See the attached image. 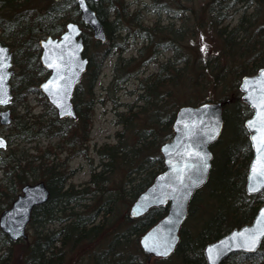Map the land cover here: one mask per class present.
<instances>
[{
    "label": "trees",
    "instance_id": "1",
    "mask_svg": "<svg viewBox=\"0 0 264 264\" xmlns=\"http://www.w3.org/2000/svg\"><path fill=\"white\" fill-rule=\"evenodd\" d=\"M201 1L208 15L207 22L200 27L206 26L215 30L219 40L215 56L197 54L192 57L189 52L184 51L183 41L189 34L190 37L195 36L196 30L182 21L183 18H180L178 25L173 22L145 24L140 13L142 8L155 9L159 13L164 10L171 11L168 0L143 2L139 6L141 9L136 8L132 12L127 0H89V4L96 10L104 25L108 41L104 44L95 40L92 30L84 26L86 54L90 61L74 95L79 117L77 120L70 118L59 120L55 108L50 106L53 113L51 118L44 120L45 113L32 114L34 121L31 122V110L27 105L28 96L31 93L42 95L39 84L48 74L39 59L40 39L47 34H60L69 20L80 21V11L76 0H50L42 4L35 3V0H0V40L12 47L14 63L18 68L11 80L14 92L13 109L18 105L26 106L25 111L17 114L10 126L3 127L13 129L8 137V147L12 144L13 137L28 139V136L37 135L44 130L58 137L53 145L46 146L44 150L36 147L34 154L29 152L27 154L25 150L17 151V148L10 146L8 156L2 158L4 179L9 182L4 184L2 192L5 194L7 191L9 200L0 207V213L20 192V189L15 187L17 181L22 182L23 186L29 180L35 182L42 180L41 177L44 176V181L50 189L49 200L35 207L32 212L30 226L35 229V233L32 241L25 245L24 264H66L68 253L77 245L85 240L94 241L99 237L104 222H96L98 216L101 213L106 216L114 214L115 199L118 195H114V192L107 195L106 185L118 168L123 165L129 168L126 184L133 198H136L152 182L154 176L164 169L159 147L172 136L171 125L177 107L185 103L198 104L213 100L199 93L190 95L185 100L173 95L172 107L167 111L165 109V114V111L161 110L162 106L168 104L171 91L180 86L178 82L183 81L185 76L190 84L193 81L204 82V78L205 83L208 80L211 81L209 83L226 81L230 83L229 87L234 88L238 94L235 93L234 97L222 95L217 100L230 98L231 102L239 103L236 115L239 128L245 135V143L236 145L235 137L232 136L226 142L225 149L223 148L221 152L219 149L214 150L215 146L218 148L221 142L224 143L223 132L220 139L213 144L214 159L209 180L196 193L207 187L211 199H215V210L209 218L203 220L201 228L194 235L186 234L185 226L182 227L181 239L173 256L181 254L184 264H206L204 246L232 228L251 222L258 208L264 204V190L258 194H248L245 189L246 175L252 157L249 136L245 133L247 132L245 120L252 114V109L242 101L239 88L243 76L253 74L264 66V23L258 24L261 19L258 10L253 9L251 12L249 10L251 7L262 5L264 0ZM239 7H243V11L236 23L226 22V13ZM122 38L123 43L119 42ZM136 38L144 41L142 46L145 48H139L138 56L123 59L121 54L128 46L129 39ZM92 42L93 46L90 45ZM159 47L171 49L172 56L165 61H158L155 57ZM113 48L117 50L118 57L109 88L138 75L137 71L132 72L130 68L135 61L147 65L156 59L158 69L139 78L138 94L135 101L128 104L129 114L118 112L117 123L122 124L123 130L116 133L115 141H105L96 147L100 159L97 164L99 170L92 171L86 186L76 188L68 183L72 171L66 170L65 162H61L58 153L67 149L75 151L76 147L87 153L86 143L90 137L95 106L94 88L101 66ZM147 48L152 49L151 58L145 57ZM188 48L192 49V46L189 45ZM234 61L237 63L232 65ZM222 75L226 77L223 78ZM82 84L86 87L88 95L86 100H82L83 98L78 95ZM230 88L225 89L230 92ZM44 101L47 102L45 98ZM227 116L224 110L225 126L227 120H230ZM142 117L146 121V128L137 127ZM37 121L46 122L38 126ZM36 128H39V131L35 130ZM129 131L131 135L137 137L133 143L128 141L126 133ZM17 154L21 156L18 157ZM142 170H146V173L141 178L131 177ZM92 207L93 209H90ZM166 211L167 208L164 206L152 208L133 226L126 229L125 235L121 238L117 236L116 241H112L106 250L95 251L89 258L91 264H146L147 260L141 249L138 253L130 254L114 250L118 245L121 248L125 241L127 245L128 234L145 230ZM127 218L134 220L128 214ZM54 221L60 223L58 229L38 230L43 224ZM122 237H125L124 242ZM17 242L19 241L10 239L0 229V264H11L13 247ZM111 247H115L114 250H110ZM222 264H264V239L256 253L251 255L235 253Z\"/></svg>",
    "mask_w": 264,
    "mask_h": 264
},
{
    "label": "water",
    "instance_id": "2",
    "mask_svg": "<svg viewBox=\"0 0 264 264\" xmlns=\"http://www.w3.org/2000/svg\"><path fill=\"white\" fill-rule=\"evenodd\" d=\"M77 4L82 23L92 29L96 40L106 42L107 33L104 25L88 0H84V8L80 7L78 0ZM93 20L95 23L92 22ZM69 25L74 27L69 28ZM82 33L83 28L78 22L68 21L60 35L49 34L40 41V62L43 67L49 70L47 78L40 84V90L56 108L59 119L70 117L76 120L78 118L73 96L89 63L88 56L84 54L86 45ZM65 36L68 37L67 40H65ZM0 49L5 50L6 54L2 59L3 63L7 65L3 69L4 83L0 86V100L6 101L0 103V123L9 125L13 121L12 109L9 105L13 97L10 79L15 73L14 53L9 45L1 41ZM49 62L60 64L59 74L55 68L48 67ZM49 81L52 83L46 90L43 85L48 84ZM262 81H264V66L254 74L245 75L240 83L242 100L253 109V113L245 121L252 148V158L245 185L249 194H256L264 190V184L257 181L253 187L259 190L249 191L252 165L257 161V152L252 136H257V143L260 137L264 136V108L260 107L261 97L264 96ZM59 89L64 91H59ZM227 102L229 99L205 101L196 105L184 104L177 109L172 123L173 137L160 146L165 168L138 195L130 205L128 212L132 218H138L153 207H167L166 214L140 236V245L143 251L149 254V257L169 255L179 241V231L189 215V203L194 193L204 186L210 177L214 157L211 145L220 138L223 132L225 125L223 111L224 104ZM69 112L71 115L68 114ZM249 121L254 122V127H249ZM0 140L6 146V139L1 135ZM204 164L207 165L206 168ZM178 177L183 179V185L180 184ZM49 195L50 190L43 181L25 184L11 206L0 214L2 231L13 240L26 237V228L31 220L33 208L47 202ZM262 209H264V204L259 207L251 222L234 227L226 234L208 242L203 249L206 264H213V261L215 264H222L234 252H256L264 237L259 238L254 250L251 251L248 250V246H241L243 237L238 235L235 239L233 237L235 234L244 232L245 229L257 227L258 218L262 221L260 228H264V217H261ZM248 234L245 233V236ZM159 236L162 237L161 241H158ZM166 246H170L167 248V255H161L160 253L166 250ZM209 248L213 249L212 260L209 259ZM217 251L220 253L218 256Z\"/></svg>",
    "mask_w": 264,
    "mask_h": 264
},
{
    "label": "rangeland",
    "instance_id": "3",
    "mask_svg": "<svg viewBox=\"0 0 264 264\" xmlns=\"http://www.w3.org/2000/svg\"><path fill=\"white\" fill-rule=\"evenodd\" d=\"M50 0H35V3H46ZM150 0H127L130 8V12H132L134 9L139 8V6L143 2H149ZM171 6V11H162L158 12L157 10H147V8H142L140 11L141 15L143 16V21L145 24L152 25L156 22H159L160 24H165L169 22L175 23V25L180 24L181 21L180 18H183L182 21H185L186 24L189 26H193L194 30H196V34L193 37H190V34L186 36L185 40L183 41V47L184 51L189 52L192 57L197 54L201 55H210L215 56L217 55L218 46H219V40L217 37V34L214 32L215 30L202 26L201 24H205L206 21V15H208L205 8H203V2L201 0H196L195 2H192L190 0H168ZM255 9L258 10L259 15L261 16L260 20L258 21V24L264 23V3L259 6L251 7L249 10L250 12ZM243 11L242 8H237L236 10H229L227 14L226 22H230L231 24L236 23L239 15ZM197 27V28H196ZM200 27V28H199ZM134 30V28H133ZM124 33V32H123ZM123 35V34H122ZM159 38H161L159 36ZM119 42H124L123 38L119 39ZM144 41H142L141 38H136L134 40L129 39L128 46L121 54V57L123 59H128L132 56H138V50L139 48H145V46H142ZM93 46V42L90 44ZM192 46V49L188 48ZM190 49V51H189ZM159 52L157 56L155 57L158 61H165L167 58H170L172 56V50L171 49H165L162 47H159ZM147 51L145 53L146 58H151L153 56V52L151 48L145 49ZM118 52L115 48L112 49L111 53L108 55L106 60L103 62L101 66V71L98 76V79L96 81L95 85V106H94V114H93V123L91 127L90 137L87 141L88 145V151L87 153H84L80 151L77 147L75 148V151H72V149H67L64 151H60L58 153L61 162H65V168L67 171H72V174H70V177L68 179L69 184H73L76 188H82L87 185V181L90 179L91 172L95 169H98L97 164L99 163L100 159L98 156V153L96 151V147L100 145L101 143L105 141L113 142L117 139L116 133L120 130H123V126L121 123H117L118 120V112H125L127 115L129 113L128 110V104L135 101V97L138 94V83L139 78L143 77L145 74L149 72H155L158 69V61L155 59L154 61L148 62L147 65H142L141 61H135V64L131 66L132 72L137 71L138 75L133 76L129 78L126 82L119 84L118 86H112L108 87L110 81L113 78L114 73V64L117 60ZM136 59V58H134ZM125 61V60H124ZM123 61V62H124ZM237 61H234L232 65H235ZM230 65V64H229ZM16 71L18 68L15 66ZM45 76V75H43ZM47 76V75H46ZM45 76V77H46ZM196 76V75H195ZM186 77V76H185ZM183 78V81L181 80L179 83L180 86L174 88L170 96L168 97V104L166 106H162L161 110L166 109L169 110L172 107V100L173 95L175 97L181 99H186V97L193 95L195 93H199L201 95H205V97L213 99V101H217V98L221 97L222 95L228 96H235L238 92L235 91L234 88H230L228 84V81H226V85L224 86V82H213L209 83L211 81L204 82L199 81L198 83L193 81L191 84L188 81L187 78ZM223 78H225V75H222ZM208 78V77H207ZM229 78V77H227ZM185 80V81H184ZM230 88V92H228L226 89ZM78 95L83 98L82 100L88 99V95L86 92L85 84H82L80 86ZM229 97V96H228ZM44 96L37 94V93H31L28 96V106L31 110V114H40L45 113L46 117L44 116V120H48L52 117L53 113L51 111V105L44 101ZM230 102L225 105V111L228 114V118L230 120H227L223 138L225 137V141L217 148L215 146L214 150L219 149L221 152L222 149H225L226 142L231 139L232 136L235 137L234 143L236 145L244 144L245 143V135L242 130L239 128V122H238V116L237 113V106L238 102ZM84 102V101H83ZM139 104V103H138ZM162 104H165L162 102ZM187 104V103H185ZM26 106L18 105L17 108L13 111V116L15 117L17 114H21L25 111ZM242 108V105H241ZM166 111L164 112L166 114ZM34 121V116H31V122ZM43 122L37 121L38 126H41ZM145 119L142 117L138 124V128H146L147 125H145ZM35 130L39 131V128H36ZM13 129L11 128H3L0 124V133L5 136L6 138L9 137V134ZM247 131V130H246ZM246 135H248V132H245ZM128 141L130 143H133L137 140V137L135 135H131V132L126 133ZM58 139L57 136L54 134H51L50 131H43L41 133H37V135L33 134L28 136V139L24 138H18L13 137L12 144L10 146H13V148H17L16 150H25L26 153L29 152L30 154L36 153V147H40L42 150L48 145H53L55 141ZM9 146V147H10ZM9 147H5L3 150H1L0 155V207L2 205L7 204L8 197L6 194L7 191L4 194V191L2 190L5 188L4 184H8L9 182L4 179V172H3V160L2 158L7 157L10 150ZM79 150V151H77ZM28 154V153H27ZM18 157L21 156V154H17ZM153 157V155L151 156ZM140 161V159H139ZM99 170V169H98ZM129 168L126 166H121L118 168L110 177L109 182L107 183V195L111 192H114V195H118L115 199V210L114 214H110L108 216L103 215L101 213L100 216H98L96 222L102 221L103 223V230L102 233H100L99 237H97L94 241H86L82 242L81 244L77 245V247L70 251L68 253L66 264H91V260L89 258L92 257L93 253L104 251L109 247V244L112 241H116V237L121 238V236L125 235L126 229L133 226L137 220H130L127 218L128 210L130 205L133 203L135 198L130 196V190L128 185L126 184V178H128ZM146 173V170H142L141 173L133 174V176H137L136 178L139 179L141 176ZM23 178V177H22ZM42 180H44V176L41 177ZM29 182H31L29 180ZM35 183V182H32ZM15 187L18 189H21L22 182L17 181L15 184ZM118 193V194H117ZM209 193V189L206 187L200 192L196 193L194 198L191 201L190 204V215L185 222V233L186 234H192L194 235L200 228L203 220L205 218H209L212 212L215 210V199H211ZM119 199L117 200V198ZM12 203V202H11ZM99 204V201L97 202ZM80 209V207H77ZM90 209H93L90 208ZM60 227V223L58 221H54L52 223H45L43 226L38 227V230L45 229L47 230H56ZM35 229L32 226H28L27 228V234L28 237L25 238V240H21L17 242L12 251V261L11 264H24V248L27 242H31ZM144 233L143 230H140L136 234H128L127 235V245L126 241L125 243L118 245L116 248L111 247L110 250H114V252L118 250L124 251V254H130V253H138L140 251L139 247V237L140 235ZM125 239V237H122V240ZM23 241V242H22ZM124 242V240L122 241ZM116 244H118L116 242ZM183 254V253H182ZM145 258V257H144ZM141 259V258H140ZM146 259V258H145ZM238 259V258H237ZM168 260V261H167ZM146 264H184L183 258L181 254H175L174 256H170V258L163 259L160 257H153L150 261H147Z\"/></svg>",
    "mask_w": 264,
    "mask_h": 264
},
{
    "label": "snow or ice",
    "instance_id": "4",
    "mask_svg": "<svg viewBox=\"0 0 264 264\" xmlns=\"http://www.w3.org/2000/svg\"><path fill=\"white\" fill-rule=\"evenodd\" d=\"M79 5L81 8H84V0H78ZM85 11H87V9L85 8ZM93 23H95V21H92ZM74 26L69 25V28H73ZM68 37L65 36V40H67ZM5 50L4 49H0V86L3 85L4 83V74H3V69L5 67H7V65H5L3 63V59L2 57L5 56ZM62 62V60H61ZM48 67L50 68H55L57 70V74H59V70H60V64L58 63H48ZM52 81H49L48 84L43 85V87H45V89L47 90L49 87V84H51ZM262 84H264V81L261 82ZM59 91H64L63 89H59ZM262 91H264V89H262ZM6 101L4 100H0V103H4ZM261 108H264V96L261 97V104H260ZM69 115H71V113H68ZM259 115V113H258ZM249 127H254V122L253 121H249ZM252 140L254 142V146L256 147V152H257V161L253 163L252 165V169H251V175L249 177L250 180V186H249V191H258V188L253 187V185L257 182L260 181L262 184H264V136H261L259 139V142L257 143V136L253 135L252 136ZM0 146H4V142L2 140H0ZM257 164H259V167H257ZM204 167L206 168L207 165L204 164ZM178 180L180 182L181 185H183V179L178 177ZM261 217H264V209L261 210ZM262 221L260 218L257 219V227L253 228V229H245L244 232H241L239 234H235L233 239L236 238V236H240L243 237V244L241 246H248V250H254L255 244L257 243V241L259 240L260 237H264V228H260ZM245 233H249L247 236H245ZM170 246H166V250L164 252H161V255H167V248ZM155 250V249H153ZM209 252V259L212 260V253H213V249L209 248L208 249ZM219 251H217V256L219 255ZM213 264H215V262L213 261Z\"/></svg>",
    "mask_w": 264,
    "mask_h": 264
},
{
    "label": "flooded vegetation",
    "instance_id": "5",
    "mask_svg": "<svg viewBox=\"0 0 264 264\" xmlns=\"http://www.w3.org/2000/svg\"><path fill=\"white\" fill-rule=\"evenodd\" d=\"M162 240V237L161 236H159V238H158V241H161ZM145 254V253H144ZM147 255V254H146ZM147 258L148 259H150V257L147 255Z\"/></svg>",
    "mask_w": 264,
    "mask_h": 264
}]
</instances>
